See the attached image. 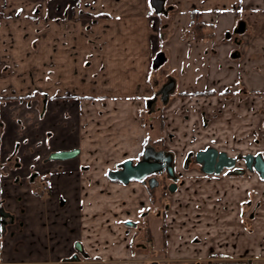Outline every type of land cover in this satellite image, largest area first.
<instances>
[{
	"label": "crops",
	"instance_id": "crops-1",
	"mask_svg": "<svg viewBox=\"0 0 264 264\" xmlns=\"http://www.w3.org/2000/svg\"><path fill=\"white\" fill-rule=\"evenodd\" d=\"M257 5L0 0V30L4 21L37 28L68 21L64 70L40 58L38 47L9 46L8 32L0 38V198L22 221L1 239L0 264H58L76 244L85 256L71 264H264V179L248 170L206 173L200 162L182 166L187 154L207 148L264 157V32L234 30L249 15L264 21ZM64 79L68 98L59 95ZM167 81L173 87L156 106ZM33 94L50 101L43 115L7 101ZM145 146L173 154V193L159 197L146 182L107 177ZM72 150L75 157L48 159ZM153 205L162 220L159 250L148 226L123 224L140 223Z\"/></svg>",
	"mask_w": 264,
	"mask_h": 264
},
{
	"label": "rangeland",
	"instance_id": "rangeland-1",
	"mask_svg": "<svg viewBox=\"0 0 264 264\" xmlns=\"http://www.w3.org/2000/svg\"><path fill=\"white\" fill-rule=\"evenodd\" d=\"M259 5H257L254 8H260L258 10L264 9V0H259ZM249 7V5H247ZM242 8V14H249L250 8ZM252 8V7H251ZM250 16V15H249ZM246 17L244 26H245V32L244 33H260L257 30L260 29L261 32H264V21L259 22V19H255L254 16ZM250 18V19H249ZM12 21H4L2 23L3 29L0 30V38L1 35L6 32H8L6 39H3L6 41V43L11 45H20L23 46L25 51H28V47L31 48L33 46L34 48L38 47L40 50V58H43V60L48 61L49 63L59 62L61 63L63 70L65 68V65H67L68 61L65 62L66 58L68 57V21L66 19H61V21L56 22L54 25L53 23L44 25L42 28L36 26V24L31 23L28 20H23L22 23L20 22L18 24V27L13 26ZM19 30V33H12V30ZM230 33H234L231 32ZM5 37V35H4ZM235 37H237L235 35ZM3 38V37H2ZM54 58V60H53ZM61 86L58 88H61L59 95H64L68 98V81L65 79L63 80ZM61 93V94H60ZM42 97V96H41ZM73 99H78V97H73ZM98 100L96 98H91V101ZM92 104H95V102H91ZM162 104L160 98L156 101V106H160ZM99 112V111H98ZM97 112V113H98ZM145 115L146 112H145ZM14 118V117H13ZM144 118V122H147V118ZM148 134L150 132L148 131ZM151 139V135L148 137ZM244 156V155H243ZM237 167H244V163L242 159H239L236 164ZM37 189V186H36ZM37 193L47 192L46 186H40L37 189ZM157 195V192H156ZM159 206V205H158ZM160 207V206H159ZM158 209H155L154 205L147 209L146 215L142 218L140 217V227H143L145 229L146 226L149 227L151 233L153 234L154 240V250H159L161 247V223L162 220L157 216V213L159 212Z\"/></svg>",
	"mask_w": 264,
	"mask_h": 264
},
{
	"label": "flooded vegetation",
	"instance_id": "flooded-vegetation-1",
	"mask_svg": "<svg viewBox=\"0 0 264 264\" xmlns=\"http://www.w3.org/2000/svg\"><path fill=\"white\" fill-rule=\"evenodd\" d=\"M242 28H244V24L243 23H239V25L236 26L234 28V30L239 32ZM173 83H174L173 81H167V83H165L162 86L161 92H160V96H159L161 102H166L168 93L170 91L169 90L167 92V94L164 95L163 94V88L165 86H167V85H171L173 87ZM204 94H206V93H201V95H204ZM207 94H211V93H207ZM34 97H35V94L26 95V96H23V97H13L12 96L9 99H7V101L8 100L9 101L10 100H14L12 98H15L17 103H19L20 105L23 104L24 102H28L29 108L35 109V111L37 113L41 112V114L43 115L46 112V110L48 108L47 107L48 106V102H50V101H49V99L47 98L46 95H44V97H41V101L40 102L38 100V98H40V97H36V98H34ZM32 98H34V99H32ZM31 100H33V104H36V106H34L31 103ZM38 102H39V104H38ZM17 110L20 111V107H18V109L14 108V111H17ZM26 113L27 114L25 116H26L27 119L32 117L30 114L33 115V113L31 111H27ZM20 120H21L20 117L19 118L16 117V121L15 122L17 124H19L20 126L22 125V127H23L24 124ZM15 148H18V147L15 146ZM218 152L221 153V151H218ZM15 153H16V151H14L13 155ZM53 153H55V152H53ZM196 154L197 153H195V155L193 153H189V154H187L184 157L183 162H182L183 163L182 166H183L184 170H188L190 168V164L192 162L197 164L198 161H196ZM13 155L11 157H9L8 160H11ZM50 155L48 156V159L53 160L52 158H50ZM55 160H58V159H55ZM127 160H130V159H127ZM127 160L122 161L115 170L120 169L121 168L120 165L123 162L127 161ZM143 160H147L148 162H158L161 165V169H160V171H157V172H154L152 174L147 175L144 179L139 180L137 182H146L147 185H148V188H150V189H152V188L155 189V190L156 189H160L161 193H159L160 194L159 197H163L165 194L173 193L174 190L178 187L177 182H178V177H179V172H176V170L174 169V165H173L174 157H173V154L171 152H167V151H156L151 146H145L143 151H142L141 156L138 157L136 160H131V161H132V164L135 165V164H137V163H139L140 161H143ZM243 163H244V161H243ZM200 170L202 171V164L200 165ZM223 170H226L227 174H230V168H223L222 171ZM112 171H114V170H112ZM152 179H154V181H151ZM113 181H117V180H113ZM130 181H136V180H130ZM117 182H119V181H117ZM172 186L174 187L173 191L170 190V188ZM4 202H5V199L3 197H1L0 198V242H1V239L3 238V236H5V235L12 236L13 235V233L9 231L11 226H15V227L16 226H20V227L22 226V221L18 220V218L15 215L11 214L6 209V206L4 205ZM143 216H145V215H142L140 217L143 218ZM123 224L125 226H128V227H136L138 225L141 226L139 223H137V221H132V220H128V219L125 220L123 222ZM75 250H76L75 253H73L72 255L67 257L66 260H64V261H62V262H60L58 264L76 263V262L79 261V255L85 256V254L83 253L82 248H81V246L79 244L75 245ZM45 264H51V263H45ZM153 264H156V263H153Z\"/></svg>",
	"mask_w": 264,
	"mask_h": 264
},
{
	"label": "water",
	"instance_id": "water-1",
	"mask_svg": "<svg viewBox=\"0 0 264 264\" xmlns=\"http://www.w3.org/2000/svg\"><path fill=\"white\" fill-rule=\"evenodd\" d=\"M171 89V85L165 86L163 88V94H167ZM77 153L78 150L58 151L52 153L50 158L58 160L69 159L75 157ZM236 160V158L228 157L225 153H219L213 148H208L196 154V161L202 164V170L206 173H219L223 168L232 169L236 164ZM243 161L246 170L256 171L259 177L264 179V157H262V155L247 154L243 157ZM120 167L121 168L118 170L108 172L107 176L111 180H117L124 184L128 183L130 180H142L147 175L160 171L161 169V165L158 162H148L147 160L140 161L135 165L132 164L131 160H127L123 162ZM242 172L243 170H234V173ZM151 181H154V179ZM170 190L173 191L174 187L172 186Z\"/></svg>",
	"mask_w": 264,
	"mask_h": 264
},
{
	"label": "trees",
	"instance_id": "trees-1",
	"mask_svg": "<svg viewBox=\"0 0 264 264\" xmlns=\"http://www.w3.org/2000/svg\"><path fill=\"white\" fill-rule=\"evenodd\" d=\"M231 174H234V173H231ZM239 174V173H238ZM235 175V174H234ZM237 175V174H236Z\"/></svg>",
	"mask_w": 264,
	"mask_h": 264
}]
</instances>
